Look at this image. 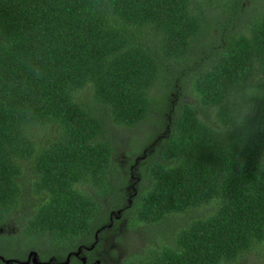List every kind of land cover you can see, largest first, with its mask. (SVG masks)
Wrapping results in <instances>:
<instances>
[{
  "label": "trees",
  "instance_id": "16d2710c",
  "mask_svg": "<svg viewBox=\"0 0 264 264\" xmlns=\"http://www.w3.org/2000/svg\"><path fill=\"white\" fill-rule=\"evenodd\" d=\"M194 63L185 98L171 73ZM250 83L264 90V0H0V230L20 226L0 256L65 262L123 222L141 238L121 264L245 262L264 248V97L234 122ZM151 121L102 230L100 197L126 183L110 132Z\"/></svg>",
  "mask_w": 264,
  "mask_h": 264
},
{
  "label": "rangeland",
  "instance_id": "374dc122",
  "mask_svg": "<svg viewBox=\"0 0 264 264\" xmlns=\"http://www.w3.org/2000/svg\"><path fill=\"white\" fill-rule=\"evenodd\" d=\"M197 65V63H194L193 65H184V66H175V68L172 71V75H174V79L177 80L178 83H180L179 88L183 91V95H186V90L188 88L186 82L191 73L193 72V66ZM176 74V75H175ZM174 96V95H173ZM191 95H186L185 98H189ZM90 98V97H88ZM154 119L159 123L163 120V117L161 115H154ZM159 125L157 123H154L151 121L150 123H145L142 126H139L136 129H124L120 127L112 128L110 132V136H113L116 145V161L119 164L121 170L118 172L119 179L116 181H120V183L125 179L126 183L125 186L122 184H119L118 188L120 191L118 192L119 195H105L100 197V202L102 203L103 210L110 216V214L113 212L111 208L117 203H121V205H124L127 203L128 198L132 191H134V186L132 184V181H136V177L133 175L130 176L129 170H132L133 162L136 158L139 156H131V152L134 149L138 150L136 151L139 153L143 147L145 146V143L149 141L147 140V135L149 133H155L159 130ZM158 128V130H157ZM57 134V129L54 128H44L41 130H37L36 132V141L38 143L47 144V142L53 138H55V135ZM40 143V144H41ZM130 152V154H129ZM143 152V151H142ZM27 171L25 172L24 176V182L27 184V191L26 195L30 201L35 200V196L33 192H31V185L33 184V173L32 170L27 168ZM129 176V179L128 177ZM134 179V180H133ZM118 185V184H117ZM123 186V187H122ZM118 190V189H117ZM117 209V208H116ZM120 217L117 218L115 221L112 222V225H115L118 221H120ZM109 221V220H108ZM117 221V222H116ZM109 224V222L107 223ZM111 224V223H110ZM19 226V225H18ZM10 224L5 229L0 230V236H17L19 234L20 226ZM108 235L105 237V240L101 246L100 249V255L101 259L105 261L107 264H121V258L127 254V245H129L130 239H134V242L132 245H136L135 241L140 242L139 234H131L129 235V231H127L125 224L123 222H118V227H115L111 233H107ZM135 243V244H134ZM0 253L1 254H7L10 256L13 255H19V247H16L12 245L11 247H8L7 245H4L0 241ZM30 253V252H29ZM28 253V254H29ZM27 259V257H26ZM25 259V261H26ZM13 260V259H11ZM15 260V259H14ZM242 264H264V248L261 249L258 252H254L250 254L245 262Z\"/></svg>",
  "mask_w": 264,
  "mask_h": 264
},
{
  "label": "clouds",
  "instance_id": "9594fccd",
  "mask_svg": "<svg viewBox=\"0 0 264 264\" xmlns=\"http://www.w3.org/2000/svg\"><path fill=\"white\" fill-rule=\"evenodd\" d=\"M261 97H264V90L258 87L256 83L247 84L240 89L239 100L234 109V122L237 128L245 125L248 117L254 111V101Z\"/></svg>",
  "mask_w": 264,
  "mask_h": 264
},
{
  "label": "flooded vegetation",
  "instance_id": "af4514ba",
  "mask_svg": "<svg viewBox=\"0 0 264 264\" xmlns=\"http://www.w3.org/2000/svg\"><path fill=\"white\" fill-rule=\"evenodd\" d=\"M113 215H114V213L111 214V224H109L108 226H107V225L104 226V227L102 228V230H103V229L105 230V229H107V228H108L107 230H110V229L112 228V222H113L112 216H113ZM100 232H101V230H100ZM95 236H96V242L98 243L97 235H95ZM105 237H106V236H105ZM105 237L103 238V241H102L100 247H97L96 244H93V245L90 246V247H84V248H83V249L85 250L84 252H83L82 249H79V250L77 251V252L80 251V254H79L78 256L75 255L77 252L70 254V255L67 257V260H68V258L70 259L69 262H68V264H70L71 256H73V257H75L76 259H78V261H79L81 264H102V259H101V256H102V255H100V249H101V246H102V244H103V242H104V240H105ZM31 253H32V252H31ZM29 256H30V254H29ZM29 256H28L27 260L29 259ZM67 260H66V261H67ZM54 261H55V262H54ZM66 261H65V262H58V261H56L55 258H51L48 262H51L52 264H63V263H66ZM30 264H33V263L31 262Z\"/></svg>",
  "mask_w": 264,
  "mask_h": 264
},
{
  "label": "water",
  "instance_id": "95a60500",
  "mask_svg": "<svg viewBox=\"0 0 264 264\" xmlns=\"http://www.w3.org/2000/svg\"><path fill=\"white\" fill-rule=\"evenodd\" d=\"M118 213L120 214V212H118ZM79 254H80V251L77 252L75 255L78 256ZM0 260L3 261L5 264H14V263H17V264H30L31 262L33 264H52L51 262H41V261H39L38 254L36 252L30 253L29 259L26 262H20L18 260H11V259L9 260V259H5L2 256H0ZM69 260L70 259L68 258L66 263H63V264H68Z\"/></svg>",
  "mask_w": 264,
  "mask_h": 264
}]
</instances>
